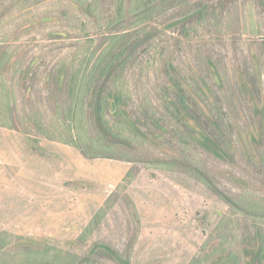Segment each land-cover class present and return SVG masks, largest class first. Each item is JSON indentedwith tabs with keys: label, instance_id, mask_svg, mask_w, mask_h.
Returning a JSON list of instances; mask_svg holds the SVG:
<instances>
[{
	"label": "trees",
	"instance_id": "trees-1",
	"mask_svg": "<svg viewBox=\"0 0 264 264\" xmlns=\"http://www.w3.org/2000/svg\"><path fill=\"white\" fill-rule=\"evenodd\" d=\"M177 1L85 0L63 6L62 0H0V29L18 17L23 24L17 30L27 35L17 37L16 44L10 43V36L0 41V127L73 146L87 159L151 162L203 183L240 213L234 214L235 219L223 217L206 242L216 241V247L209 253L203 248L191 264H215L219 257L224 264H247L233 244L258 246L264 264V228L256 225L255 234L239 227L251 218L256 223L264 219V164L254 145L257 111L264 117V34L247 47L220 42L194 49L184 40L197 32V24L213 21L215 12L225 14L229 0H188L176 9L174 18L164 15L160 27L149 23ZM254 1L264 30V0ZM47 3L59 11L56 30L45 18H29ZM70 9L74 15V9L78 12L74 18ZM64 13L69 21L61 22ZM102 24L108 33L99 31L97 38L88 35L98 33L90 25L101 30ZM44 26L56 33L48 34ZM68 26L82 32L83 39L64 37ZM147 57L151 63H146ZM241 78L251 90V99ZM182 81L200 94L209 115ZM201 83H206L210 95L202 93ZM52 103L59 128L60 116L68 127L67 140L55 137L41 121L52 111ZM178 110L209 140L199 136ZM229 224L233 227L227 232ZM239 229L242 235H237ZM230 237L233 241H228ZM13 242L7 233L0 234V251L18 259L16 264H102L95 259H124L105 243L95 246L92 257H83L50 245L7 252Z\"/></svg>",
	"mask_w": 264,
	"mask_h": 264
},
{
	"label": "rangeland",
	"instance_id": "rangeland-1",
	"mask_svg": "<svg viewBox=\"0 0 264 264\" xmlns=\"http://www.w3.org/2000/svg\"><path fill=\"white\" fill-rule=\"evenodd\" d=\"M62 1L66 2L63 3L66 6L67 3L85 0ZM184 4H188V0L174 2L149 23L160 27L164 15L174 18L176 9ZM227 8L223 15L218 11L211 15L213 21L207 20L205 26L197 24V32L191 31V38L184 41L196 49L220 42L230 47H247L261 40L264 30L256 1L229 0ZM72 10L69 14L74 18L78 12L74 9V15ZM92 11H96L95 6ZM58 13L53 3H47L41 10L31 13L29 18H45L52 24L51 29L56 30L54 27L58 25L54 22L59 21ZM65 14L61 22L69 21L65 20ZM20 24L23 20L17 17L1 27L0 41L10 36V43L16 44L17 37H26L21 33L22 29L17 30ZM49 27L44 26L43 31H48ZM89 28L98 31L88 33L92 38L101 35L99 31L107 32L103 24L101 30L97 25H90ZM51 29L48 34L56 33ZM69 29L63 33L64 37L69 40L83 39L82 32L74 27ZM19 33L23 35L18 36ZM45 36H40L43 41L47 39ZM151 59L147 57L146 63H151ZM210 68L216 83L221 86L217 69L211 63ZM173 71L181 80L177 70ZM182 83L209 115L200 94ZM59 85L62 90V79ZM244 85L246 96L251 99V90L246 83ZM198 86L204 95H210L206 83ZM51 108L52 111L46 113L41 121L55 137L67 140L68 127L60 116L59 128L53 103ZM178 112L199 136L209 140L186 114ZM256 120L258 135L254 145L259 160L264 164L262 111H257ZM156 165L151 162L138 165L121 159H87L73 146L45 137L29 136L20 129L0 127V234L7 233V238L14 241L6 251L22 246L35 248L50 245L65 252L92 257L95 246L105 243L124 255V259H95L102 264H191L203 248L209 253L216 247V241L206 242H209L223 217L235 219L234 214H239L240 210L203 183ZM221 184L225 186L227 183ZM257 223L251 218L239 227L250 228L256 234V225L260 226V230L264 228V219H258ZM232 227L229 224L225 231H231ZM237 235H242L240 229ZM228 241H233V237ZM237 245L233 244L232 249L238 247L247 264H260L258 246ZM215 260V264H224L223 257ZM4 261L8 264L19 262L0 251V264Z\"/></svg>",
	"mask_w": 264,
	"mask_h": 264
}]
</instances>
